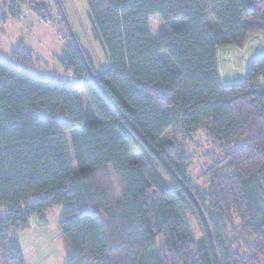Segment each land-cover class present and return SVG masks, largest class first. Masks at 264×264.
<instances>
[{
    "label": "trees",
    "instance_id": "trees-1",
    "mask_svg": "<svg viewBox=\"0 0 264 264\" xmlns=\"http://www.w3.org/2000/svg\"><path fill=\"white\" fill-rule=\"evenodd\" d=\"M0 1L11 15L40 12V0ZM85 1L106 69L93 70L72 32L58 60L74 82L32 73L27 49L12 52L15 64L0 59L1 264H25L12 230L56 207L63 264H264V217L251 223L246 190H264V53L236 83L220 81L216 54L264 39V0ZM153 15L166 28L155 39ZM174 116L182 138L203 128L221 152L204 191L188 187L190 162L164 140ZM195 203L208 205L212 241ZM234 220L258 242L246 254L228 231Z\"/></svg>",
    "mask_w": 264,
    "mask_h": 264
},
{
    "label": "rangeland",
    "instance_id": "rangeland-1",
    "mask_svg": "<svg viewBox=\"0 0 264 264\" xmlns=\"http://www.w3.org/2000/svg\"><path fill=\"white\" fill-rule=\"evenodd\" d=\"M45 1L49 9V16L46 15L44 18L40 15L41 9L40 12H36L30 5L20 6L19 12L11 15L8 13V4L7 6L3 5L2 1H0V10L6 13L5 21L0 24V59L15 64L12 52L17 49L22 50L25 47L30 49L33 56V65L29 67L32 73L53 80L60 79V77L65 81L72 79V73L66 71L58 59L66 47L73 42L71 37L73 33L81 49L87 54L93 70L99 72L106 69L109 64L108 55L100 39L95 37L86 1ZM33 12L36 14H31ZM63 16L67 21L66 23ZM206 17L213 23V30L216 31L218 29L217 25L209 12L206 13ZM149 25L152 39L166 31L158 15L149 17ZM261 39H259V34H252L241 47L221 48L218 56L219 77L224 73L233 75L234 72H239L238 74L244 76L245 79L246 73L244 74L243 70L246 68L247 62L249 61L250 63L251 58L257 56L263 50L259 51V40L261 44H264ZM228 49L233 53L228 52ZM222 63L223 65L227 63L231 69L227 67L223 69ZM238 78L231 80L229 83L244 80ZM223 82L227 83L225 79ZM77 93L84 104L81 90ZM174 118L176 120L172 127L166 131L164 140L169 141L168 145L170 147L173 146L177 153L181 154L182 157H187L190 162L188 187L192 190L198 188L204 191L206 190L204 175L207 173L208 167L213 165L215 157L221 156V152L217 145L207 136L203 128H199L190 140L182 138L180 135L181 129L180 127L179 129L177 128V116H174ZM131 158L133 160H142L143 155L139 150L133 148ZM246 190L249 197L251 223L255 225L256 222H259L264 217V190L256 181H250ZM200 207L206 217H209L208 205L204 203ZM0 214L3 216L6 214L4 206L0 207ZM61 217V209L56 207L45 213L43 221L33 216L31 218L32 227L28 226L25 230L20 229L17 232H11L12 237L17 240L25 251V264H63L68 249L65 247L58 226ZM187 217L191 231L195 236H199L201 229L198 220L190 212H187ZM233 223L234 227H229L228 231L234 236L236 247L239 246L241 253L246 254L247 247L252 248L258 242L254 236L240 233L237 220H234ZM156 240H160V237H157Z\"/></svg>",
    "mask_w": 264,
    "mask_h": 264
},
{
    "label": "built area",
    "instance_id": "built-area-1",
    "mask_svg": "<svg viewBox=\"0 0 264 264\" xmlns=\"http://www.w3.org/2000/svg\"><path fill=\"white\" fill-rule=\"evenodd\" d=\"M228 52H230L231 54L233 53L230 49H228ZM244 59H245V58H244ZM248 63H249V61L247 62L246 66H245L246 68L243 70V73H244V74L246 73ZM220 64H221V63H220ZM222 65H223V63H222ZM218 66H219V64H218ZM226 67H227L228 69H231V68H229V66H228L227 63H224V65H223V69H226ZM218 69H219V67H218ZM232 70H234V69H232ZM220 71H221V70H220ZM238 73H239V72H234L233 75H231V74H229V73H224V74L220 75V77H219V78H220V81L223 82V80L225 79V80L227 81V83H229L231 80H234L235 78L237 79L238 76H240V78H238V79L243 80V79H244V76H241V75L238 74ZM259 82H260L261 84L264 83V77H263L262 75H259ZM223 83H224V82H223ZM32 198H33V197H31L30 200H31ZM31 218H32V217H31ZM31 218H29V225H28V226H30V227H32Z\"/></svg>",
    "mask_w": 264,
    "mask_h": 264
},
{
    "label": "water",
    "instance_id": "water-1",
    "mask_svg": "<svg viewBox=\"0 0 264 264\" xmlns=\"http://www.w3.org/2000/svg\"><path fill=\"white\" fill-rule=\"evenodd\" d=\"M37 5H38L39 9L42 10V12H40L41 17L44 18L46 15L49 16V9H48V6H47L45 0H43V1H39V2L37 3ZM153 192H155V191H153ZM195 204H196L197 209H198V211H199V213H200V215H201V219L203 220V223H204V225H205V228H206V231H207V233H208V235H209V238H210V240L212 241V237H211V233H210V229H209V226H208L207 219H206L205 215L203 214V212H202L200 206H198L197 203H195ZM215 256H216V253H215Z\"/></svg>",
    "mask_w": 264,
    "mask_h": 264
},
{
    "label": "crops",
    "instance_id": "crops-1",
    "mask_svg": "<svg viewBox=\"0 0 264 264\" xmlns=\"http://www.w3.org/2000/svg\"><path fill=\"white\" fill-rule=\"evenodd\" d=\"M31 14H36V13H31ZM37 16V15H36ZM262 38V36L261 35H259V39H261ZM261 40H263L262 42L264 43V39L262 38ZM22 47H24V46H22ZM225 47H234V46H223V47H218L217 48V51H216V54H217V64H218V56H219V50L221 49V48H225ZM24 49H28V48H25L24 47ZM261 49H263L262 51H261ZM28 50H30V49H28ZM259 51H261V52H259V55L260 54H263L264 53V44H261V41L259 40ZM255 57V56H254ZM253 57V58H254ZM253 58H251V60L253 59ZM250 60V61H251ZM66 71H68V72H71V71H69V70H66ZM72 73V72H71ZM60 80H63V78H61L60 77ZM63 81H65V80H63ZM66 81H69V82H74V77L72 78V79H68V80H66ZM20 229H13V231L12 232H17V231H19ZM19 244V243H18ZM19 246H20V248H21V250H22V252H23V256H24V249L21 247V245L19 244ZM24 263H25V259H24Z\"/></svg>",
    "mask_w": 264,
    "mask_h": 264
}]
</instances>
